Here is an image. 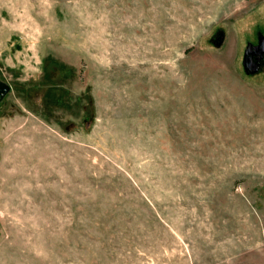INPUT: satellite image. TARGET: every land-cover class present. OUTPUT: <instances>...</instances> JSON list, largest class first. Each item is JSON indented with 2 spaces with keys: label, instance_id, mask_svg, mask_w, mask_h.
Returning a JSON list of instances; mask_svg holds the SVG:
<instances>
[{
  "label": "rangeland",
  "instance_id": "obj_1",
  "mask_svg": "<svg viewBox=\"0 0 264 264\" xmlns=\"http://www.w3.org/2000/svg\"><path fill=\"white\" fill-rule=\"evenodd\" d=\"M260 39L264 0H0V264H264Z\"/></svg>",
  "mask_w": 264,
  "mask_h": 264
},
{
  "label": "water",
  "instance_id": "obj_2",
  "mask_svg": "<svg viewBox=\"0 0 264 264\" xmlns=\"http://www.w3.org/2000/svg\"><path fill=\"white\" fill-rule=\"evenodd\" d=\"M260 49L261 48H264V39H260ZM260 49H259V51H260ZM247 63H248V61H247ZM0 97L1 96H3L7 91H8V87L6 86V85H3V84H1L0 83Z\"/></svg>",
  "mask_w": 264,
  "mask_h": 264
},
{
  "label": "flooded vegetation",
  "instance_id": "obj_3",
  "mask_svg": "<svg viewBox=\"0 0 264 264\" xmlns=\"http://www.w3.org/2000/svg\"><path fill=\"white\" fill-rule=\"evenodd\" d=\"M260 55H264V48H261L260 51H258ZM1 87V86H0Z\"/></svg>",
  "mask_w": 264,
  "mask_h": 264
}]
</instances>
